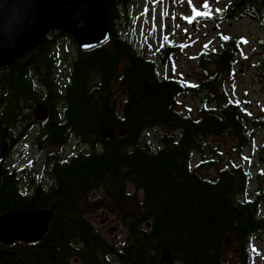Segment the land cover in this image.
<instances>
[{
	"label": "trees",
	"instance_id": "16d2710c",
	"mask_svg": "<svg viewBox=\"0 0 264 264\" xmlns=\"http://www.w3.org/2000/svg\"><path fill=\"white\" fill-rule=\"evenodd\" d=\"M229 1L219 11L224 22L250 18L264 25V0ZM131 3L105 0L109 42L89 51L76 47L64 76L55 73L59 39L66 36L58 32L0 70V128L9 129V152L30 139L44 156L41 172L33 165L10 170L2 164L0 215L55 208L41 242L0 243V264H230L229 245L238 264H249L251 239L264 234V188L242 200L250 186L243 165L210 177L201 170L215 162L192 168L190 160L193 151L205 153L201 137L229 134L240 153L254 141V125L264 132V117L249 120L246 101L222 98L221 108L203 107L198 119L178 111L177 100L188 89L160 76L159 67L184 48L168 43L155 60L135 49L118 29L130 26ZM240 44L230 40L214 61L203 55L204 64L215 67L205 82L209 92L240 64ZM259 46L264 54V39ZM263 63L264 57L258 69ZM39 104L49 110L44 122L32 119ZM108 129L116 136L105 141ZM166 129L171 132L157 136L156 147L145 138ZM72 140L86 150L69 157L48 151ZM96 192L103 197L93 200ZM92 207L115 214L129 243H109L87 217Z\"/></svg>",
	"mask_w": 264,
	"mask_h": 264
},
{
	"label": "rangeland",
	"instance_id": "374dc122",
	"mask_svg": "<svg viewBox=\"0 0 264 264\" xmlns=\"http://www.w3.org/2000/svg\"><path fill=\"white\" fill-rule=\"evenodd\" d=\"M229 2V0H132L129 12L130 26L118 27L121 35H125L135 49L144 51L145 56L152 60L156 59L161 47L168 43L184 48L180 55L170 60L167 67L163 69L159 67V74L180 81L188 89L178 98L177 110L194 119L199 118V110L203 107L221 108L218 101L220 98L233 102L246 101V117L249 120L264 117V63L263 67L258 69V61L264 57L259 46V42L264 39V25L250 18L224 22L219 11ZM230 40H241L240 64L235 67L234 73L224 74L217 87L211 88L209 92L205 82L215 72V67L213 63L205 65L203 55L212 61L216 60ZM59 43L55 73L64 76L68 73L70 55L77 45L67 35L59 39ZM251 130L257 135L240 153L236 151L238 142L229 134L201 137V141L206 145L205 153L204 155L192 153L190 160L192 168L198 167L203 161L215 162L216 165L203 167L201 170L202 175L210 177L217 175L224 167L243 165L250 176V186L241 197L245 201L252 200L256 190L264 188V176L259 177L260 172L264 174V132L255 125ZM164 132L170 133L171 130L148 132L145 138L156 147L157 136ZM80 150L86 148L74 140L63 149L48 147L50 153H61L63 157H69ZM43 161L44 156L36 151L28 139L9 152L2 164L10 170L14 168L20 170L33 165L41 172ZM128 192L131 193L132 188L129 187ZM92 197L93 200L100 199L103 194L96 192ZM87 217L109 243L117 247L129 243L130 235L115 214L92 207ZM249 254V264H264V234L251 239ZM165 259L167 260L166 256ZM226 260L230 264H238L235 246L227 247Z\"/></svg>",
	"mask_w": 264,
	"mask_h": 264
},
{
	"label": "water",
	"instance_id": "95a60500",
	"mask_svg": "<svg viewBox=\"0 0 264 264\" xmlns=\"http://www.w3.org/2000/svg\"><path fill=\"white\" fill-rule=\"evenodd\" d=\"M53 32L71 37L82 51L105 45L110 40L105 0H0V70L37 52ZM33 115L35 121L44 122L49 118V110L39 104ZM125 133L122 130L119 136ZM8 136L9 129L0 128V181L2 162L10 148ZM115 136L112 129L103 133L105 141ZM54 215V207L0 215V243L10 247L15 243L41 242ZM167 264L173 263L167 260Z\"/></svg>",
	"mask_w": 264,
	"mask_h": 264
},
{
	"label": "flooded vegetation",
	"instance_id": "af4514ba",
	"mask_svg": "<svg viewBox=\"0 0 264 264\" xmlns=\"http://www.w3.org/2000/svg\"><path fill=\"white\" fill-rule=\"evenodd\" d=\"M193 153L196 154V155H198V154L202 155V154L199 153L198 151H193Z\"/></svg>",
	"mask_w": 264,
	"mask_h": 264
},
{
	"label": "snow or ice",
	"instance_id": "6c2138e0",
	"mask_svg": "<svg viewBox=\"0 0 264 264\" xmlns=\"http://www.w3.org/2000/svg\"><path fill=\"white\" fill-rule=\"evenodd\" d=\"M198 15H201V13H198Z\"/></svg>",
	"mask_w": 264,
	"mask_h": 264
}]
</instances>
